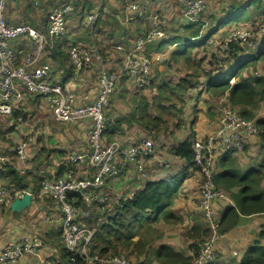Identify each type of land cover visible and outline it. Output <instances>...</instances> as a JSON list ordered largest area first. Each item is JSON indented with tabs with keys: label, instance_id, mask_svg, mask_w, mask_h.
<instances>
[{
	"label": "crops",
	"instance_id": "0c3cea01",
	"mask_svg": "<svg viewBox=\"0 0 264 264\" xmlns=\"http://www.w3.org/2000/svg\"><path fill=\"white\" fill-rule=\"evenodd\" d=\"M63 1L66 0H8L6 18L10 24L28 25L35 30L46 32L50 11L55 4L62 3ZM155 1L157 0H149L147 4L148 7L158 8L154 10L164 18V14L160 13L159 6L155 4ZM123 3V0H108L110 12L108 13L105 11L99 21V34L108 36V40L117 43L115 45L122 43L133 44L136 37L145 34L148 30V28L144 29L141 25L143 19L137 13L128 11L125 5L123 7ZM176 3L179 5L177 0ZM91 4L92 0H85L84 5L80 9L82 20L81 22H76L77 28L81 24L83 25L84 14L88 11L87 5L91 6ZM40 5H44L45 8H39ZM80 10H76V12L69 17L67 29L70 27V24L73 25V20L79 15ZM179 10L182 11V5H179ZM45 16L47 17L46 20ZM189 24L190 23H186V25L183 26L182 32L175 31L173 35L170 33V30H167L169 33V40H159L148 45L149 52L155 54L163 53L164 58L165 56L167 58V56L171 54L172 60L179 63L181 59L176 60L172 57L177 49V45L172 44L171 41H174L177 37L185 36L187 33L185 27ZM83 28L85 32L84 25ZM248 29L249 28H243V30ZM80 30L82 29L79 28V30L73 32V40H66V44H61L58 50L56 48L43 57L44 60L49 61L53 66L54 74L52 81L60 84L66 90L76 93V103L78 105L93 101L98 90L96 67L86 71L80 78H75L72 72L68 48L71 43L85 40V37H87L86 32L82 33ZM77 31L79 32L76 33ZM231 35L232 34H229V36ZM23 40L24 41L16 43L15 48L23 47L29 49L31 47V41L29 39L23 37ZM161 44L166 45L159 51L158 47ZM242 45H244L243 41ZM227 48L226 46V49ZM117 51L118 55H111V58H114L113 60L110 59V57L107 59L108 68L113 71H117L123 66L124 53L119 50ZM164 62L156 61L152 65V71L155 66L161 65ZM208 68V70L211 68L209 67V61ZM225 68L224 70H226ZM261 68L263 71L262 65ZM190 70L191 69L188 68L187 73H191ZM152 74L154 76V71ZM185 75H181L178 82L184 78ZM161 86H163V84H160L157 88L154 86L151 89L154 91L148 92L145 88L138 89L127 77L121 80L112 97L111 105L108 110V127L110 128L113 126L114 128L115 120L117 119L125 118L126 122L123 123L116 132L115 130H111V140L120 141L124 147H127L147 136H150L147 138L153 139L152 131L147 130L143 124L139 122V114L137 113L138 97L145 95L149 99L150 105H152L155 101H158V87ZM191 92L189 95H191ZM196 92L198 94L197 98L190 100L189 97H186L184 98V102H181L184 103V107H179L178 111L181 113L186 107L188 121L175 131L174 137H168L167 140L160 141L156 139L159 138L156 136L155 141L159 143L160 147L158 149L156 148L155 157L142 156L136 162L128 163L127 166L122 167L117 176L109 177L100 189L92 190L94 191L92 193L99 192L111 198V200H109V205L115 209L121 207L118 205L131 199L136 192L143 189L149 182L172 180L180 175H188L183 179L181 185L184 196L181 198L180 193L177 195L173 208L174 212L181 220L178 223L172 224L164 220L152 222L151 226L154 230H149V232L145 229L143 230L147 245L144 249L143 258L139 260L141 263L145 262L144 264H162L157 260V255L159 253H166V249L182 255L185 259H192L191 264H194L197 257L196 241L204 236L202 234L203 230H209L198 193L202 181V174L195 166L192 168L190 166L187 167L185 160H182V158L176 155L175 149L180 143L187 140L192 133L196 135L197 139H205L217 128L221 119L219 116L221 108L231 104L227 96L216 97L207 93L205 90ZM150 94L154 95L152 100ZM263 101L264 100H261L258 103H262ZM191 107H197L196 112H194L195 117ZM254 110L255 109H252V113H255ZM15 113H20L17 119H15L14 115L0 117V119L9 121L5 127L0 124V155L6 156L11 161L10 164H0V186L8 187L12 184L13 181L10 169L15 170L20 176L25 178L24 185L26 188L23 186V190H31L37 195H41L42 181L44 179L55 180L57 177L56 175L59 174V170L64 166H66V168H72L70 171H73V173L67 176L69 178L94 177V170L87 160L84 159L78 162L73 161V158L78 155H88L90 153V144L87 136L89 130L88 121L80 122L74 126L58 123L55 121L47 104L34 95H27L24 107L21 110L15 111ZM150 114L152 113L150 112ZM24 115L26 119H24ZM154 117H156V115ZM258 119H264V111L253 118L256 122ZM37 128H39V131L36 132L35 129L37 130ZM44 128L46 129L45 131ZM27 132L37 134V145L30 154L32 160L30 170L26 173H21L17 168L21 163L16 154V147L17 143ZM246 138L245 146L242 150L223 153L217 157L214 175L225 171L223 168H220V163L222 159L225 157L227 158L228 155H231V162L234 163L233 169L241 176L248 175L250 172L254 171V169L260 167L264 160V142L258 134ZM106 139L110 140L108 135H106ZM14 140L16 141L15 146ZM59 152L64 153L60 158L57 156ZM158 160L165 161V163L160 164L161 162ZM118 161L120 162V160ZM69 172H67L66 175ZM241 188V186L234 185L231 186L230 189L223 186L221 187V189L229 194L231 202L229 205L222 206H219L221 204L216 202L219 225L225 210L230 206L236 205L233 197L239 193ZM261 188L264 189V179ZM98 204L99 203L95 204L94 207H96L99 212L103 213L100 210L101 205L99 204V206ZM87 213L92 212L85 210V216ZM58 216L59 210L56 203L46 195H41V197L35 200L29 208L20 213L12 212L10 207L5 208L0 213V252L11 243L20 241L26 237L38 235L43 242L42 249L37 253H26L18 262L12 264H44V260L47 258L52 260L54 264H71L70 257L63 244L61 225L59 222H50L49 220V218ZM236 219V224H233L230 230L221 235L216 242L215 249L217 257L213 261V264H239L245 257L247 250L255 243L259 242V244L264 247V237H261L264 232V212L252 215L240 214ZM83 225L85 224L83 223ZM160 229L166 233L164 236L163 233L160 232ZM198 229H200V231L196 233ZM169 235L180 237L184 242V247L178 248L171 245L170 239L168 238ZM138 239L139 236H136L135 240ZM127 260L130 264H136L139 261L138 258H136L135 263L133 259L128 257Z\"/></svg>",
	"mask_w": 264,
	"mask_h": 264
},
{
	"label": "built area",
	"instance_id": "2783aa9c",
	"mask_svg": "<svg viewBox=\"0 0 264 264\" xmlns=\"http://www.w3.org/2000/svg\"><path fill=\"white\" fill-rule=\"evenodd\" d=\"M106 1L93 2L83 17L87 39L71 43L68 48L69 59L76 75L91 66H96L99 72L95 100L78 105L74 93L52 81L53 66L43 57L61 46L67 33V21L76 10L81 9L83 0H66L55 4L49 13L46 32L35 30L28 25L8 23V0H0V117L13 116L15 111L24 107L27 95H34L47 104L58 123L78 124L88 121L91 152L88 155H78L73 161L89 158L94 168V177L79 180L69 177L54 181L46 179L42 182L41 195H46L56 203L59 216L49 220L60 223L68 253L82 259L85 264H130L125 255L102 256L91 252V241L96 230L80 222L79 209L69 202L68 194L78 193L88 206L99 203L101 210L110 211L114 209L109 205L111 198L99 192L92 193V190L100 189L109 177L117 176L128 163H134L142 156L155 157L156 145L151 138H141L127 147L120 141L107 142L104 138L106 108L120 77H128L138 87L148 84L152 76V65L156 61H165L163 54L149 52L148 45L159 40H169V35L161 16L148 7L149 0H123L128 11L137 13L143 20L148 21L150 26L145 34L136 38L131 47L116 45V50L124 53L123 66L117 71H110L106 67L102 47L97 43V25L105 12ZM178 1L182 5L181 13L188 23L203 20L202 15L207 10L206 0ZM252 36L250 29H242L233 34L230 41L247 42ZM23 37L31 41V47L15 48L16 43L24 41ZM258 133L256 121L245 119L237 108L228 105L222 110L217 128L205 139L196 138L192 141L195 166L203 177L200 183L201 206L210 231L209 237L201 242L194 264H211L217 257L215 245L221 235L216 202L221 204L219 206L229 205L231 202L229 194L214 184L216 159L223 153L242 150L246 137ZM32 141L33 137L27 132L16 147V154L21 163L17 168L21 173L30 170L29 145ZM8 160L6 156L0 155V164L5 165ZM26 193L32 195L33 202L41 197L31 190L19 189L16 186L0 187V213L10 207L16 198H22ZM42 246V239L38 235L11 243L0 252V264L18 262L24 254L37 253Z\"/></svg>",
	"mask_w": 264,
	"mask_h": 264
},
{
	"label": "trees",
	"instance_id": "16d2710c",
	"mask_svg": "<svg viewBox=\"0 0 264 264\" xmlns=\"http://www.w3.org/2000/svg\"><path fill=\"white\" fill-rule=\"evenodd\" d=\"M239 4L240 5L238 7H235V4L231 6L228 16H220L218 19L222 20H219L216 27L206 35H202L206 23L204 20H200L195 23L190 22V24L185 27L187 31L185 36L177 37L174 41H171L172 44H177V49L173 53L172 57L176 60H184L186 66L191 69L190 71L192 74L187 73L177 84L167 82L163 84V86L158 87V101H155L152 105H150L149 99L145 95L138 97L137 113L139 114V122L143 124L147 130L153 131L156 130L157 127H160L162 123L161 114L164 111L170 112L175 108L174 105H168L164 102V100L170 102L175 95H178L179 99L184 102V98L188 97L191 91H197L196 88L198 86L196 87V85H201L207 93L212 94L213 96H227L231 104L229 106L237 108L245 119H252L254 117L252 107H254L259 101L264 100V74L254 75L249 72V69L251 67L256 69L257 66L261 64L264 72V36L259 35L257 39L254 40L249 39L247 43H244L245 45H242L241 40L229 41L226 44L228 47L227 49L224 43L221 48H218L221 55L213 54L211 56L213 61H209V67H211L210 70L204 67V63L207 58H201L200 60H194L192 58L194 49L197 46L206 45L211 34H214L218 30L222 29L225 24L234 22L238 24L248 17V9L253 7L254 4L255 7L264 9L261 0H248V3H245V0H240ZM99 21L97 25V33H100ZM256 26L257 27L254 28L255 33L263 28L264 24L259 23L256 24ZM231 37H233V34L230 38ZM249 44L252 46H250V52L246 53V47ZM165 45L166 44H161L158 47V50L160 51L165 47ZM58 49L59 48H57V50ZM105 64L108 68L107 61H105ZM93 67L96 66L88 67L79 75H76L72 65V72L75 78H80L86 73V71ZM225 67L228 68L224 70ZM108 69L113 72L110 68ZM96 72L98 87L99 72L97 67ZM124 77L126 76L118 79L115 90L111 96L110 103L106 108V128L104 131V138L106 139V135H108L110 139H106L107 142L113 141L111 140V130H115L116 132V130H118L121 125L126 122L125 118L117 119L115 120L114 128L113 126L109 128V121L107 120V112L111 105L112 97ZM201 80H203V84H200ZM149 84L150 80L148 82V85ZM148 85L143 87L135 86L138 89H144ZM167 89L168 92H166ZM74 95L76 97V93H74ZM91 102H86L84 104ZM153 105L157 106L156 117L150 114V109ZM19 115L20 113H14L15 119H17ZM24 119H26L25 115ZM256 123L259 127L258 135L264 142V119H258ZM66 125L74 126L75 124ZM193 139H196V135L192 133L187 140L180 143V145L175 149L176 155L182 158V160H185L187 167L190 166L191 168L195 166V155L191 146ZM89 150L91 152V147H89ZM63 155L64 153L62 152L57 153L58 158ZM228 156V161L226 157V159H222L220 168H223L225 171L214 175V184L217 188H221L223 186L230 189L233 185L241 186L242 188L237 195H234L235 198L232 196L233 199H235L236 205L228 207L222 216V220L219 225L220 235L228 232L231 226L236 224V217H238V215H252L264 212V189L261 188L262 181L264 179V160L258 169H254V171L250 172L248 175L246 174L245 176H241L235 171V169H233L234 163L231 162V155ZM85 160H87L91 166L89 158L86 157ZM91 168L94 170L92 166ZM195 168L198 169L197 167ZM71 169L72 168H66V166H64L59 170V174L56 175L57 177L55 180L67 177L69 174L73 173V171H70ZM67 172L69 173L66 175ZM10 173L13 182L8 187L16 186L20 189L26 188L24 185L25 178L20 176L13 169H10ZM187 176L188 175L185 174L172 180L149 182L143 189L136 192L131 199L121 204V207H117L110 211L100 209L103 213L99 212L97 208L94 207L97 203H93L91 206H88L80 194L69 193V202L73 203L79 209L80 222L96 230V233L91 241V252L98 253L102 256L126 254V257L128 258L136 256L138 260H141L144 256L143 253L145 252V246L147 245V241L144 239L143 230L145 229L147 232H149V230H154L151 226L152 222L164 220L167 223L172 224L178 223L181 220V218L174 212L173 208L177 195L181 191L183 179ZM79 179L85 178H72V180ZM48 180L54 181L53 179ZM23 186L24 188H22ZM85 210L92 213H87L85 216ZM198 231H200V229L196 230V233H198ZM202 234L204 236L200 240L196 241L197 256L199 254V248L202 240L209 237L210 231L207 229L203 230ZM136 236H139L138 240H135ZM261 237H264V232ZM67 254L70 257L71 264H85L82 259L77 258L68 252ZM157 258V260L162 264H191L192 262V259H185L182 255L171 252L168 249H166V253H159ZM140 260L136 264L145 263H141ZM51 263L52 260L49 258L44 260V264ZM239 264H264V247L261 246L259 242L255 243L247 250L245 257Z\"/></svg>",
	"mask_w": 264,
	"mask_h": 264
},
{
	"label": "rangeland",
	"instance_id": "374dc122",
	"mask_svg": "<svg viewBox=\"0 0 264 264\" xmlns=\"http://www.w3.org/2000/svg\"><path fill=\"white\" fill-rule=\"evenodd\" d=\"M94 1L95 0H92L91 6L87 5L88 10L92 7ZM84 3H85V0H83V5H84ZM206 3H207V10H206V13L202 15L203 20L206 23V25L203 29L202 35H206L210 31H212L216 27L217 22L219 20H222V19H218V18L220 16H223V15L228 16L231 6L233 4H235L234 6L238 7L240 5L239 4L240 0H206ZM245 3H248V0H245ZM261 3L264 6V0H261ZM155 4L159 6L160 13L164 14V18H163L162 15H160L157 11H155L163 19L164 25L167 26V30L168 31L170 30V33L172 35L175 34V31L176 32H182L183 26L186 25V23H188V22L183 17V15L181 14V11L179 10V5H181L180 2L178 5L176 3V0H157V1H155ZM254 5H253V7L248 9V11H249L248 17H246L240 23L236 24L234 22V23H230V24H225V26H223L222 29L218 30L214 34H211V36L208 38L209 41L206 45H204V46L200 45L194 49V52L192 54V58L194 60H200L201 58H205V59L207 58V60L204 63V67L206 69H209L208 68V61H210V62L213 61V58L211 56L213 54L221 55L218 51V48L222 47L224 43L226 46V44L232 38V37L230 38V36L228 34H235L238 30H242L243 28H249L253 33V36L250 38L251 40L257 39V37L259 35L264 36V27L261 28L257 33L254 32L255 31L254 28L257 27L256 24H259V23L264 24V9H261L259 7H255ZM41 7H44V5L39 6V8H41ZM114 7H116V6H114ZM117 7H118V4H117ZM123 7H124V3H123ZM151 9L157 10L158 8H151ZM105 11H107L108 13L110 12V7L108 6V0L106 1V4H105ZM46 19H47V17L45 16V20ZM81 20H82V15H81V10H80L79 15L75 17V20H73V25L70 24V27L67 29L68 32L66 33V36L64 38L65 40L62 42V44H66V40H73L74 39V33L73 32L75 30H79V28H81L82 30H80V32H82V33L86 32V31L84 32V28H83L82 24L77 28L76 22H81ZM246 21H248V22H246ZM141 25L145 29V28H149L150 23L148 21L143 20V23ZM78 32L79 31H77L76 33H78ZM136 38H135V40H136ZM86 39H87V37H85V40ZM97 39H98L97 43L100 44L102 47V54H103L104 60L107 61V59L109 57H110V59L113 60L114 58H111V55L112 54L118 55L117 54L118 51L115 48L116 47L115 44H117V43L111 42L110 40H108V36H105V35H102L99 33L97 35ZM244 43H247V42H244ZM122 44L125 45L126 47H129V45L131 43L130 44L122 43ZM122 44H120V45H122ZM131 46H132V44L130 45V47ZM250 46H252V45L249 44L246 47V53L250 52ZM148 50H149V48H148ZM160 54H163V53H160ZM225 69H227V67ZM153 71H154V76L152 74L151 79H150V84L149 85L147 84L148 86L145 87V89H147L148 92L154 91V90H151L153 86L157 87L160 84H165L167 82H170L172 84L177 83L179 78L181 77V75H185L188 72V68L186 67L184 60L181 59V61L179 63H177V62L172 60L171 54H170L169 56H167V58L165 56V62L161 65L155 66ZM153 71H152V73H153ZM249 72L251 74H254V75H262L263 71L261 68V64H260V66H257L256 69L251 67L249 69ZM200 84H203V80H201ZM196 87H197L196 88L197 91L204 90V87H202L201 85H196ZM166 92H168V89L166 90ZM197 95H198L197 92H194V90H193L191 92V95H189L188 97L190 98V100H192L194 98H197ZM153 97H154V95L150 94L151 100L153 99ZM164 102L167 103L168 105H174L175 108L170 112L164 111L161 114V116H162L161 126L157 127L156 130L152 131V134H153L152 138L154 139V141H155L156 136L159 137L156 139L160 140V141L167 140L168 137H174L175 131L178 128L182 127L185 124V122L188 121L187 108L185 107L183 109V111H181V113H179V111H178L179 107H181V108L184 107L183 106L184 103H181L182 101L179 99L178 95H175L174 98L170 100V102H168L167 100H164ZM191 109H192L193 115L195 117L194 112H196L197 107L196 108L191 107ZM253 109H255L254 110L255 113L253 112L254 116L260 115V113L264 111V101L262 103H257L253 107ZM222 110H223V108H221V110L219 112L220 117H221ZM150 112L152 113L153 116H155L157 113V106L151 107ZM108 113L109 112H107V114ZM253 118L250 120H253ZM0 120H1L0 124L4 125V127L9 123L8 120H4V119H0ZM40 128H42V127H40ZM45 130L46 129L44 128V131ZM35 131L36 132L39 131V128H37V130L35 129ZM29 134L33 137V141L29 145V161H30L29 168H31L32 160H31L30 154L32 153V151L35 149V147L37 145V139H36L37 134H35V133L32 134L31 132H29ZM147 137H150V136H147ZM147 137H145V138H147ZM20 138H22V137H20ZM23 139H24V137L17 143V145ZM35 140H36V142H35ZM13 142H14V146H15L16 141L14 140ZM155 143H156V148L158 149L160 147L159 143L156 141H155ZM158 161L165 163V161H162V160H158ZM202 179H203V177H202ZM198 193H199V197H200L199 200L201 203L200 186L198 189ZM180 196H181V198H183V196H184V192L182 191V188H181ZM160 232L163 233V236L166 234L162 229H160ZM168 238L170 239L171 245L178 247V248L184 247V242L180 237L169 235ZM124 255H126V254H124ZM131 259H133V261L136 263V257L135 256L131 257Z\"/></svg>",
	"mask_w": 264,
	"mask_h": 264
},
{
	"label": "water",
	"instance_id": "95a60500",
	"mask_svg": "<svg viewBox=\"0 0 264 264\" xmlns=\"http://www.w3.org/2000/svg\"><path fill=\"white\" fill-rule=\"evenodd\" d=\"M33 198L30 193H26L22 198H16L10 205L11 211L20 213L32 205Z\"/></svg>",
	"mask_w": 264,
	"mask_h": 264
},
{
	"label": "bare ground",
	"instance_id": "6f19581e",
	"mask_svg": "<svg viewBox=\"0 0 264 264\" xmlns=\"http://www.w3.org/2000/svg\"><path fill=\"white\" fill-rule=\"evenodd\" d=\"M11 163V161L10 160H8V161H6V163L5 164H10ZM196 167V166H195ZM0 187H3V186H0ZM20 189V188H19Z\"/></svg>",
	"mask_w": 264,
	"mask_h": 264
}]
</instances>
